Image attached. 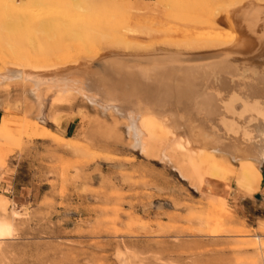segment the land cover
<instances>
[{
    "label": "rangeland",
    "instance_id": "1",
    "mask_svg": "<svg viewBox=\"0 0 264 264\" xmlns=\"http://www.w3.org/2000/svg\"><path fill=\"white\" fill-rule=\"evenodd\" d=\"M223 1L84 0L68 31L1 29L0 68L9 58L39 65L123 51L127 39L130 50L225 39L206 23ZM23 89L0 103V264H264L252 237L264 235V164L252 195L213 203L172 165L109 132L108 115L88 101H62L49 117V96L41 123ZM31 121L38 127L27 131ZM216 169L203 173L206 189L236 187L238 169Z\"/></svg>",
    "mask_w": 264,
    "mask_h": 264
},
{
    "label": "bare ground",
    "instance_id": "2",
    "mask_svg": "<svg viewBox=\"0 0 264 264\" xmlns=\"http://www.w3.org/2000/svg\"><path fill=\"white\" fill-rule=\"evenodd\" d=\"M83 1L0 0L5 16L0 30L9 37L68 31L71 19L87 10ZM52 5L63 11L51 16ZM208 22L227 31L226 38L138 50H130L136 44L127 39L123 51L105 48L90 58L52 64L9 58L0 68V103L12 97L13 86L22 85L41 121L49 96V117L62 101L69 105L81 97L108 115L109 132L119 140L128 137L145 157L172 165L207 201L252 195L264 164V0H224ZM36 121L27 131L38 127ZM226 165L238 169L236 187L231 183L228 190L220 186L210 192L203 173ZM252 237L264 259V235Z\"/></svg>",
    "mask_w": 264,
    "mask_h": 264
}]
</instances>
